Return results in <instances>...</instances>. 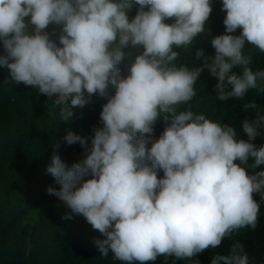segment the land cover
<instances>
[{"label":"clouds","instance_id":"1","mask_svg":"<svg viewBox=\"0 0 264 264\" xmlns=\"http://www.w3.org/2000/svg\"><path fill=\"white\" fill-rule=\"evenodd\" d=\"M221 10L226 31L211 39L214 56L196 49L203 63L189 67L176 63L177 49L192 53L195 38L210 34L212 0H0L5 84L38 89L52 101L49 117L66 124L99 112L93 96L107 100L90 143L71 130L62 138L85 157L69 166L54 151L46 167L60 185L48 194L71 210L63 218L83 216L104 237L94 238L103 257L200 264L193 258L257 228L264 146L252 141L264 129V98H255L264 93V70L253 71L244 49L264 53V0H222ZM205 70L218 81L219 101L240 103L223 123L191 108ZM240 112L253 113L242 122L247 140L234 128ZM211 264H264V256L253 259L235 241Z\"/></svg>","mask_w":264,"mask_h":264},{"label":"trees","instance_id":"2","mask_svg":"<svg viewBox=\"0 0 264 264\" xmlns=\"http://www.w3.org/2000/svg\"><path fill=\"white\" fill-rule=\"evenodd\" d=\"M212 7V14L206 23L210 34L202 33L195 38L192 53L191 50L185 52L177 49L181 51V58L176 63L200 66L203 61L195 60V50L200 48L205 50L206 55L214 56L215 50L210 42L215 36L225 34L223 21L226 12L221 10L222 0H212ZM240 31L238 29L234 35H239ZM244 51L252 56L250 66L253 71L264 70V53L247 44ZM3 54L0 44V55ZM233 71L239 73L241 70L234 68ZM8 77V69L0 67V264H125L114 260L111 251L107 257L101 256L94 238L104 237L83 216L73 215L70 219H64L71 210L55 195L47 192L49 186L57 190L60 188L54 178L46 173L53 152L58 151L69 166L85 157L79 143L69 146L62 142V138L71 130L89 137L90 143L93 128L101 126L100 112L107 102L106 98L93 96L92 99L99 101L96 106L99 112L86 118L84 114V117L66 124L59 120L58 115L49 117L45 109L52 101L47 96L22 83L5 84ZM217 82L205 70L195 85L197 96L190 104L194 112H202L206 117L223 123L224 118L235 113L240 103H236L237 99L234 98L219 101L214 91ZM255 98L261 101L264 93H259ZM242 100L241 109L245 104ZM186 107L182 105L181 109ZM258 110L264 112L261 103H258ZM251 115L253 113H239L234 128L241 139H248L243 132L242 122ZM163 129V121H159L155 126V137H159ZM261 131L262 135L252 141L257 146H264V129ZM56 143H60L58 150L53 147ZM247 170L250 174L253 172L250 168ZM261 170H264V165L255 171ZM160 176H163L162 172ZM254 199L257 202L261 200L259 194H254ZM261 204L264 206V202ZM235 241H240L245 252L251 254L253 259L264 256V252L255 254L264 249L262 207L255 230L241 229L234 233L232 239H225L218 249L205 250L193 259L199 260L200 264H211L214 252L228 254L230 245ZM148 264H164V257ZM168 264H172L171 258ZM176 264H191V261L177 260Z\"/></svg>","mask_w":264,"mask_h":264}]
</instances>
